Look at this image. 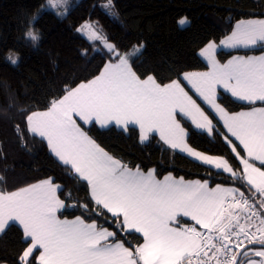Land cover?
Returning <instances> with one entry per match:
<instances>
[{"label": "snow or ice", "instance_id": "snow-or-ice-1", "mask_svg": "<svg viewBox=\"0 0 264 264\" xmlns=\"http://www.w3.org/2000/svg\"><path fill=\"white\" fill-rule=\"evenodd\" d=\"M60 6L63 9L56 14L62 17L67 13V0H47L41 8ZM101 7L118 18L113 0ZM37 19L31 17L25 30L24 38L33 45L42 38L34 27ZM178 23L183 26L189 21L185 17ZM77 31L86 33L94 47L99 42L109 59L92 79L66 87L64 95L53 99L46 111L27 114L26 128L45 140L56 159L77 181L86 184L96 215L111 214L121 232L138 233L143 243L126 246L116 231L98 225L95 219L61 218L66 204L58 193L63 189L48 177L15 191L0 189V239L19 227L27 244L17 264H193L194 259L197 264H264V106L229 113L217 103L219 87L237 100L264 105V53L236 56L221 64L215 57L217 45L209 42L200 54L208 60L210 71L183 73L162 83L155 75L138 74L133 67L143 43L123 52L98 25L86 23ZM221 44L264 49V19L241 20ZM6 59L16 64L19 58L10 51ZM182 80L190 82L211 105L227 132L243 146L245 155L227 135L218 132L212 119L185 91ZM179 114L191 117L206 134L221 135L242 169L238 172L222 156L205 155L189 147L188 133L177 119ZM78 121L101 128L115 125L124 131L138 127L141 142L158 132L172 149L230 174L242 187L246 185V190L219 184L210 187L207 181H185L171 174L158 179L155 169L145 172L109 155ZM16 129L27 147L19 125ZM0 184H6L2 173ZM82 207L88 210V205ZM184 217L195 223L181 226ZM245 240L260 247L244 251L243 257L251 253L261 260L238 262L241 253L236 249Z\"/></svg>", "mask_w": 264, "mask_h": 264}, {"label": "trees", "instance_id": "trees-1", "mask_svg": "<svg viewBox=\"0 0 264 264\" xmlns=\"http://www.w3.org/2000/svg\"><path fill=\"white\" fill-rule=\"evenodd\" d=\"M46 2L0 0V173L6 178V184H0V189L15 191L52 177L63 189L59 195L65 200L66 207L61 210V218L95 219L98 225L116 231L118 238L128 246L141 244L142 236L121 232L111 214L96 215L86 184L77 181L56 159L45 140L27 131L26 115L47 110L53 99L64 95L66 87H75L81 81L92 79L109 59L99 42L94 47L77 31L86 21L102 28L123 52H130L133 45L143 43L142 53L134 58V69L142 76L155 75L158 81L168 83L187 71L206 70L208 66L200 58L199 50L210 41L229 35L239 20L264 18V0H113L118 18L110 16L101 7L107 0H79L69 6L62 17L56 14L57 11L42 9ZM33 16L38 17L34 27L42 36L37 45L24 38ZM182 17L188 18L189 23L185 26L178 23ZM10 51L19 58L16 64L6 59ZM263 51L259 47L220 50L218 57L223 61L235 53ZM85 52L87 55L83 54ZM219 101L229 111L255 105L236 101L223 92ZM208 112L218 132L226 135L218 119ZM179 120L188 132L191 147L222 156L235 170H241L239 159L221 135H208L197 130L182 116ZM17 125L27 147L21 142ZM81 126L108 153L129 167L155 168L158 176L172 173L184 179H208L211 187L219 184L246 190V185L242 187L230 175L172 149L157 135L141 142L137 127L130 126L124 131L115 126L101 128L82 123ZM85 204L88 210L82 207ZM26 247L21 229L13 227L0 239V261L17 264L19 254Z\"/></svg>", "mask_w": 264, "mask_h": 264}, {"label": "crops", "instance_id": "crops-1", "mask_svg": "<svg viewBox=\"0 0 264 264\" xmlns=\"http://www.w3.org/2000/svg\"><path fill=\"white\" fill-rule=\"evenodd\" d=\"M256 19H264V18H251V19H242V20H256ZM241 20H239V21H237L236 23H235V25H234V28H235V26H236V24L238 23V22H240ZM234 28H233V30H234ZM232 30V31H233ZM231 34V33H230ZM229 34V35H230ZM229 35H227V36H229ZM226 36V37H227ZM226 37H224V38H222L221 40H218V41H210V42H214L216 45H217V48H216V50H215V57H216V59L221 63V64H225V63H227L229 60H231L233 57H236V56H259V55H261L262 53H264V51L263 52H261V53H258V54H239V53H235V54H233V55H231V56H229L227 59H225V60H223V61H221L220 59H219V57H218V53H219V51L220 50H232V49H246V48H229V47H224L222 44H221V41H223ZM208 44H206L204 47H202L200 50H199V56L201 57V59L207 64V66H208V68L206 69V70H203V71H187V72H185V73H203V72H208V71H210L211 69H210V65H209V62H208V60L204 57V56H202L200 53H201V51H202V49H204L206 46H207ZM183 75V74H182ZM182 75H181V77H182ZM182 82V85L184 86V88H185V91H187L188 92V94L190 95V96H192V98L194 99V100H196V102H197V104L201 107V109H203L204 110V112H205V114L206 115H208L209 116V118L210 119H212V117L210 116V114H209V112L208 111H211V113L218 119V121L221 123V125L223 126V121H222V119L220 118V116L215 112V110L211 107V105H209L204 99H203V97H201L200 95H199V93L198 92H196V89L192 86V84L190 83V82H188V81H186V80H182L181 81ZM225 93V94H228L229 96H231V94L230 93H228V92H225L222 88H219L218 87V89H217V103H219L222 107H224L229 113H237V112H242V111H249L252 107H261V106H264V105H262V104H256V103H260L259 101H257L256 103H255V105H253V106H251V107H249V108H245V109H241V110H237V111H229L225 106H223L221 103H220V101H219V95H220V93ZM233 99H235L236 101H239V102H242V103H247V102H245V101H240V100H237L235 97H233V96H231ZM248 104V103H247ZM208 110V111H207ZM179 116H182V117H184V118H186V119H188L190 122H191V124L197 129V130H200V131H203V130H201V129H198L196 126H195V124L192 122V119H191V117H189V116H186V115H183V114H179L178 116H177V119L179 120ZM212 121H213V119H212ZM79 123H82V124H84L83 122H81V121H78ZM179 122H180V124H181V126L185 129V127L182 125V122L179 120ZM213 123L215 124V122L213 121ZM84 125H86V124H84ZM110 126V125H109ZM118 128H120L119 126H117ZM138 128V127H137ZM223 129H224V131H225V133H226V135L229 137V139H231L232 141H233V143L234 144H236V145H239L240 147H241V149L243 150V146L242 145H240V143H239V141L238 140H236L235 139V137H232L231 136V134L230 133H228L227 132V130H226V128L223 126ZM186 130V129H185ZM186 132H187V130H186ZM204 132V131H203ZM188 133V132H187ZM151 134H155V135H157L159 138H160V136H159V133L158 132H152V133H150V135ZM187 137H188V135H187ZM145 142V141H144ZM147 142V141H146ZM186 142H187V144H188V146L189 147H191L190 145H189V143H188V140H187V138H186ZM169 146V145H168ZM191 148H193V147H191ZM175 150H180V149H175ZM196 150V149H195ZM181 151V150H180ZM196 151H199V150H196ZM199 152H201V151H199ZM182 153H183V151H182ZM203 153V152H202ZM184 154H186V155H188V153L187 152H184ZM205 155H209V154H206V153H204ZM241 155H245V153L243 152V154H241ZM189 157H191V158H193L194 160H196L194 157H192V156H190V155H188ZM211 156H216V155H211ZM197 161H199V160H197ZM240 161V160H239ZM199 162H201V163H203L202 161H199ZM256 163V166L257 167H260L261 165H260V162L259 161H256L255 162ZM204 164V163H203ZM241 164V163H240ZM207 165V164H206ZM208 166H211V165H208ZM211 167H213V166H211ZM242 164H241V169H242ZM214 168V167H213ZM216 169V168H215ZM216 170H219V169H216ZM219 171H222V170H219ZM223 172V171H222ZM225 173V172H224ZM226 174H228V173H226ZM228 175H230V174H228ZM193 180V179H192ZM209 182V181H208ZM210 185V184H209ZM210 187H211V185H210ZM59 194V193H58ZM67 219V218H66ZM71 219H74V218H71ZM189 221H190V224H193L194 223V221H192L191 219H190V217H185L184 218V223L186 224V223H189ZM192 222V223H191ZM190 224H188V225H190ZM107 228V227H106ZM109 229V231H113V230H111L110 228H108ZM126 246H128L127 244H126ZM39 253L37 252V255H38Z\"/></svg>", "mask_w": 264, "mask_h": 264}, {"label": "rangeland", "instance_id": "rangeland-1", "mask_svg": "<svg viewBox=\"0 0 264 264\" xmlns=\"http://www.w3.org/2000/svg\"><path fill=\"white\" fill-rule=\"evenodd\" d=\"M77 1H79V0H67V10H68V7L69 6H72L74 3H76ZM47 3V2H46ZM48 9H52V8H48ZM63 9V6H60V8H58V9H52V10H54V11H60V10H62ZM182 18H185V17H182ZM181 18V19H182ZM187 18V17H186ZM188 19V18H187ZM86 23H92V22H90V21H86V22H84L83 24H81L78 28H80L82 25H84V24H86ZM187 25V24H186ZM181 26V25H180ZM183 26H185V25H183ZM83 36H85L86 38H87V35H86V33H82V32H80ZM226 37V36H225ZM88 39V38H87ZM42 111H46V110H42ZM93 124H95V123H93ZM97 126H99L98 124H96ZM86 126H88V124H86ZM90 126V125H89ZM110 126H115V125H110ZM110 126H108V127H110ZM100 127V126H99ZM115 127H117V126H115ZM118 128V127H117ZM118 129H121V128H118ZM151 135H155V134H151ZM150 135V136H151ZM146 142V141H145ZM47 143V142H46ZM99 144V143H98ZM100 145V144H99ZM102 147V146H101ZM106 151V150H105ZM178 151H180V150H178ZM180 152H182V151H180ZM202 152V151H201ZM184 153V152H183ZM203 153H205V152H203ZM207 154V153H206ZM109 155H111L110 153H109ZM210 155V154H209ZM112 156V155H111ZM114 157V156H113ZM114 158H116V157H114ZM116 159H119V158H116ZM123 162V161H122ZM124 163V162H123ZM132 168H134V167H132ZM150 169H155V168H150ZM150 169H148V170H150ZM141 170H143V171H145V172H147L148 170H144V169H141ZM169 174H171L173 177H175L176 179H180L181 177H177V176H174L172 173H167V174H165V175H163V176H158L157 174H156V176H157V178L158 179H163L165 176H168ZM185 181H201V182H203V181H209L208 179L207 180H204V179H201V178H196V179H184ZM208 184H210L209 182H208ZM210 186V185H209ZM247 187V186H246ZM246 195H247V192H246ZM185 218V217H184ZM257 222V221H256ZM181 226H191V225H193V224H190V223H184V221H183V219L181 220ZM192 223V222H191ZM257 223H259V221L257 222ZM119 224V223H118ZM188 224H190V225H188ZM143 243V242H142ZM137 245H139V244H137ZM136 246V245H135Z\"/></svg>", "mask_w": 264, "mask_h": 264}, {"label": "flooded vegetation", "instance_id": "flooded-vegetation-1", "mask_svg": "<svg viewBox=\"0 0 264 264\" xmlns=\"http://www.w3.org/2000/svg\"><path fill=\"white\" fill-rule=\"evenodd\" d=\"M253 247H255L256 249H259V245H253V246H251V247H249V248H246L245 250H243V252L244 251H248L249 249H252ZM243 252L241 253V255L240 256H238V262L241 260V259H243V260H245V262L247 261V259H249V258H251V259H256L257 261H259V260H261L262 258H260V257H255V256H252L251 255V253H249V257H243Z\"/></svg>", "mask_w": 264, "mask_h": 264}, {"label": "water", "instance_id": "water-1", "mask_svg": "<svg viewBox=\"0 0 264 264\" xmlns=\"http://www.w3.org/2000/svg\"><path fill=\"white\" fill-rule=\"evenodd\" d=\"M251 246H253V245L252 244H248V245L244 246L243 248H241V250L239 251V253H242L243 250H245L246 248H249Z\"/></svg>", "mask_w": 264, "mask_h": 264}, {"label": "built area", "instance_id": "built-area-1", "mask_svg": "<svg viewBox=\"0 0 264 264\" xmlns=\"http://www.w3.org/2000/svg\"><path fill=\"white\" fill-rule=\"evenodd\" d=\"M251 231H253V232H254L255 230L251 229ZM256 235H257V237L259 236V234H258V233H256ZM242 239H243V238H242ZM245 242H247V241L245 240ZM245 242H244V243H245ZM210 254H211V253H210ZM193 264H197V261H196L195 259H194V261H193Z\"/></svg>", "mask_w": 264, "mask_h": 264}]
</instances>
